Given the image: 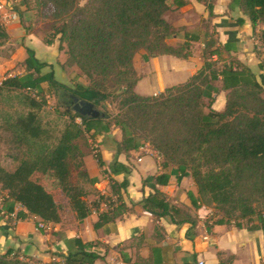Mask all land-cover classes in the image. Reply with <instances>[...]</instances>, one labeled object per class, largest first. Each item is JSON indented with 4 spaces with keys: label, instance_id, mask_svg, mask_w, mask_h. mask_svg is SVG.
<instances>
[{
    "label": "trees",
    "instance_id": "16d2710c",
    "mask_svg": "<svg viewBox=\"0 0 264 264\" xmlns=\"http://www.w3.org/2000/svg\"><path fill=\"white\" fill-rule=\"evenodd\" d=\"M187 1L86 0L80 5V0H36L38 13L49 21L51 34L44 43L50 45L57 38L65 63L75 66L89 84H60L52 66L39 62L29 48L24 49V75L1 81L0 101L14 93L18 103L28 109L8 124L14 142L26 148L27 158L12 173L0 168V186L7 192L2 210L13 214L18 205L27 215L50 224L60 222L62 209L73 213L79 222L86 219L91 212L87 194L71 178V163L76 169L83 168L84 154L79 152L77 142L86 137L95 140L116 127L121 132V141L116 144L118 154L148 145L161 158L163 169L188 173L200 202L215 211V224L233 223L241 228L246 221L253 223L250 230H260L264 238V86L251 70L232 56L224 57L226 48L218 46L207 25L203 66L190 80L157 96L135 92L139 77L133 60L139 52L147 57L167 55L184 60L191 56L190 43L198 41V36L176 47L169 45L172 30L164 19L167 12L184 7ZM196 1L206 7L210 17L216 0ZM231 4L241 10L253 30L264 27V0H232ZM0 39H8L1 26ZM259 42L264 50V30ZM45 68L50 71L43 73ZM216 82L226 92L221 112L211 109V100L208 105L203 102L205 90ZM44 84L50 90L62 91L63 115L68 117L55 144L49 143L39 118L46 103ZM71 96L103 108L105 102L113 100L117 114L106 109L96 118L82 117L69 110ZM94 158L104 174L128 173L117 162L108 171L103 170L101 156L95 154ZM80 175L88 180L85 169ZM168 179L162 174L154 181L166 186ZM109 181L112 193L127 186L125 181ZM57 197L63 200V206ZM141 206L155 217L168 216L176 225H195L184 211L170 205L162 192L150 195ZM17 216L25 218V214ZM112 219L113 211L101 214L95 228ZM75 245L76 251L64 256L62 264H94L102 259L89 251L93 244L75 240ZM218 257L219 264L231 263L230 258ZM0 264L36 263L20 261L6 252L0 255Z\"/></svg>",
    "mask_w": 264,
    "mask_h": 264
},
{
    "label": "crops",
    "instance_id": "0c3cea01",
    "mask_svg": "<svg viewBox=\"0 0 264 264\" xmlns=\"http://www.w3.org/2000/svg\"><path fill=\"white\" fill-rule=\"evenodd\" d=\"M231 1L216 0L210 17L206 7L196 0H189L184 7L167 12L164 19L172 30L167 40L169 45H181L191 36H198V41L190 43L191 56L186 60L167 55L147 57L145 52L136 54L133 64L139 80L135 92L148 77L154 87L151 93L141 96H156L190 80L203 66V34L207 25L215 34L218 46L226 48L224 57L232 56L244 64L264 86V50L259 42L264 27L257 26L253 30L248 19ZM12 3L16 11V1ZM22 16L24 21L30 19L29 12H23ZM4 28L10 44L17 48L20 44L15 41H22L23 61L26 58L24 49L29 48L39 62L52 66L60 84L70 87L81 81L75 68L67 74L62 73L65 56L59 51L57 38L47 45L43 37L26 32L23 24L16 21L9 26L10 30L7 26ZM49 71L45 68L42 72ZM142 88L147 90L149 87L145 84ZM205 94V105L211 100L212 110H224L226 92L221 89L220 82L208 86ZM94 141L105 164L103 170L108 171L117 162L128 173L104 174L95 158L84 154L82 163L88 177L86 181L93 190L92 197H86L91 208L89 216L79 222L73 213L62 214L59 223H45L43 229H38L41 219L27 215L21 206H14L13 216L0 210V255L10 252L11 256L16 255L27 262L62 264L64 256L76 251L75 240H79L83 244H93L89 251L102 258L94 264H219L218 254L222 260L230 258V264H264L262 232L250 230L253 223L246 221L241 223V228H236L233 223L215 224L218 217L212 214V208L200 202L188 173L182 174L175 168L163 169L161 158L146 144L138 151L118 154L116 144L121 141L118 128L111 127L107 134ZM162 174L169 178L166 186L154 181ZM109 180L117 184L125 181L127 186L112 193ZM157 191L165 194L170 205L192 218L195 225L187 222L176 225L168 216L155 217L145 211L141 202ZM112 211L113 219L95 228L99 216ZM17 214H25V218L20 219Z\"/></svg>",
    "mask_w": 264,
    "mask_h": 264
},
{
    "label": "rangeland",
    "instance_id": "374dc122",
    "mask_svg": "<svg viewBox=\"0 0 264 264\" xmlns=\"http://www.w3.org/2000/svg\"><path fill=\"white\" fill-rule=\"evenodd\" d=\"M16 1V22H20L23 24L26 32H31L35 34L37 37H43V42L49 39V35L51 32L48 30L49 21L40 16L36 6V0H15ZM86 0H80V5H84ZM23 12L30 13V19L24 21L22 16ZM12 22L6 23L5 25L0 23V26L5 31L4 26H7L8 30H10L9 26H11ZM25 24V25H24ZM6 32V31H5ZM55 40V39H54ZM53 40V41H54ZM17 44H20L23 47V43L20 39L15 41ZM14 42V43H15ZM20 46L16 48L15 44L9 43V38L7 40L0 39V83L7 77H20L24 75V66L22 59V50H20ZM174 46V45H172ZM179 46V45H175ZM60 51V50H59ZM24 52V51H23ZM64 54V51H61ZM25 54V52H24ZM65 56V55H64ZM66 60V56H65ZM62 73L67 74L72 68L78 69L75 66L69 65L65 63L61 66ZM47 71V70H45ZM79 72V71H78ZM151 81V82H150ZM78 83L88 85L87 79L81 76V81ZM147 84L148 89L145 90L142 88L143 85ZM44 86V99L46 101L42 110L39 112V118L41 120V124L44 127L46 132V137L49 140V143L55 144L57 139L59 138L61 131L65 122L68 121V117L63 115L64 112V103H63V93L61 90H50L46 84ZM152 87H154V83L152 79L148 77V79L138 88L136 91L138 94H148L151 93ZM159 95V94H158ZM157 96V95H156ZM108 110L109 113L116 115L117 114V105L113 100H109L105 102V108L103 107H95V111L98 113H103L105 110ZM68 110V108H67ZM69 110H72L69 108ZM28 112V109L23 105L18 103V99L16 98L14 93H11L8 98L0 101V168H2L5 172L12 173L18 167L19 163L27 158L26 148L24 146H20L16 144L13 140V136L11 131L8 129V124L17 116L21 114H25ZM116 128V127H115ZM77 146L79 152L83 154H91L93 157L95 154H98V144L86 137V140H79L77 142ZM76 162V161H75ZM71 163L72 171L71 178L74 184L85 190L87 196L92 197L93 190L90 188V185L82 177L80 174L84 169L79 168L76 169ZM7 192L4 191L0 186V204H2V200L6 197ZM58 204L62 205L63 200L59 197L56 198ZM63 213L69 214L71 213L68 210L62 209ZM215 211H212L214 215ZM215 216V215H214Z\"/></svg>",
    "mask_w": 264,
    "mask_h": 264
},
{
    "label": "built area",
    "instance_id": "2783aa9c",
    "mask_svg": "<svg viewBox=\"0 0 264 264\" xmlns=\"http://www.w3.org/2000/svg\"><path fill=\"white\" fill-rule=\"evenodd\" d=\"M16 19H17V15L14 11L13 3L8 0H0V23L6 24L9 22L15 21ZM76 122L79 123L80 120L76 119ZM2 203H3V200H2ZM0 210H2V204H0ZM11 216L13 215L11 214ZM44 227H45V223L43 222L38 225V229H43ZM18 259L20 261H25L22 258H18ZM197 264H203V263L198 262Z\"/></svg>",
    "mask_w": 264,
    "mask_h": 264
},
{
    "label": "water",
    "instance_id": "95a60500",
    "mask_svg": "<svg viewBox=\"0 0 264 264\" xmlns=\"http://www.w3.org/2000/svg\"><path fill=\"white\" fill-rule=\"evenodd\" d=\"M72 110L82 117L96 118L99 113L95 111L94 102H87L74 96L70 97Z\"/></svg>",
    "mask_w": 264,
    "mask_h": 264
}]
</instances>
